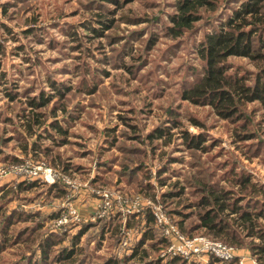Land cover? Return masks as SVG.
Returning <instances> with one entry per match:
<instances>
[{
  "label": "rangeland",
  "instance_id": "1",
  "mask_svg": "<svg viewBox=\"0 0 264 264\" xmlns=\"http://www.w3.org/2000/svg\"><path fill=\"white\" fill-rule=\"evenodd\" d=\"M218 1L214 13L197 21L190 31L171 38L166 26L174 11V0H0V166L16 164L11 156L21 162L49 164V160L58 164V153L62 160L65 158L71 165L83 164L89 171L72 172L83 183L93 175L99 160L110 163L115 157V163L108 167L112 176L109 182L116 187L111 190H119L123 196L140 194L139 183L146 194L140 195L147 198L154 192L156 199L162 198L164 191L176 190L171 185L176 180L185 186L188 181L196 183L191 175L194 171L202 172L204 167L218 175L217 163L228 162L226 168L235 164L236 170L264 184L262 105L250 102L242 107L252 120L248 130L256 138L241 139L235 134V123L219 118L208 105L180 97L192 80L191 74L202 69L196 50L203 31L224 20L238 5V0ZM229 61L245 71H252L255 64L241 57H230ZM6 91L15 98L11 100ZM40 91L51 96L44 107L47 121L37 127L39 137L24 136L23 126H18L24 119L19 115L29 109L26 98ZM62 106L66 108L63 112ZM51 108H57L55 115L49 112ZM193 119L200 125H195ZM54 120L65 128L63 135L47 126ZM158 126L170 135L150 144L146 135ZM184 131L202 133L206 138L203 144L216 145L207 152L187 148L181 138ZM48 134L55 139L51 140ZM25 138L29 142L36 139L40 149L47 153L21 151L17 143ZM63 139V145L52 143ZM110 141L115 143L109 145ZM154 144L158 146L153 148ZM136 162L145 164L149 177L145 178L140 169L133 173L134 180L127 183L125 178L129 174L119 176V164ZM161 166L167 168L161 175L166 177V185L157 181ZM217 175L212 179H217ZM147 181L149 185L145 187ZM40 184L16 192V176L0 170V264H154L156 260L163 264L168 258L160 256L161 249L155 250L150 239H145L133 256L131 252L141 230L134 224L123 232L121 225L122 232L117 234V221L109 225L97 219L79 235L78 226L71 225L64 238L44 256L38 242L52 224L42 218L48 210L58 209L63 201L48 192L47 184ZM185 190L182 197H189L188 188ZM90 198L83 195L75 202L82 217L94 211L96 197ZM177 198L167 199L168 205L161 202L163 208L174 207ZM34 211L40 213L26 216ZM172 217L178 218L176 214ZM116 219L122 220L121 216ZM38 221L40 226H36ZM153 232L154 238H159L154 227ZM122 237L127 239L130 251L118 250ZM71 243L76 252L74 261H58L61 248ZM237 251L250 254L245 247H237ZM157 256L162 259H155ZM235 261L232 263L237 264ZM173 264L204 263L183 260Z\"/></svg>",
  "mask_w": 264,
  "mask_h": 264
},
{
  "label": "trees",
  "instance_id": "2",
  "mask_svg": "<svg viewBox=\"0 0 264 264\" xmlns=\"http://www.w3.org/2000/svg\"><path fill=\"white\" fill-rule=\"evenodd\" d=\"M218 2V0H174V11L168 16L167 35L171 38H176L190 31L197 21L206 19L208 15L216 11ZM237 4L224 20H219L218 24L211 27L209 31H203L202 40L196 50L202 64V69L197 74H191L193 75L192 80L188 83L187 87L182 89L180 97L194 104L208 105L219 118L235 123L236 129L234 131L238 138L247 139L256 138V136L255 134H250L251 132L248 130L252 124V120H250L247 112L243 111L242 107L250 102H258L264 108V0H238ZM97 30L99 29H95L96 32H98ZM230 57L244 58L247 60V63L254 62L253 70L245 71L236 68L229 61ZM6 93L11 100L15 98L14 94L8 91ZM50 101L51 96L44 95L43 91H40L36 96L26 98L29 109L24 110L19 115V118H23L24 122L18 125L23 126V131H21L24 136L36 135L39 137L41 135L37 132V127L45 125L47 114L44 107ZM60 109L61 112L66 110L63 106ZM56 110L57 108H51L49 112L55 115ZM193 123L200 125L198 120L195 119H193ZM47 126H50L59 135H63L66 132L65 128L57 120L51 121ZM165 134L170 135L165 128L158 126L156 130L148 133L146 137L150 140L149 143L151 144L152 140L164 138ZM48 137L51 140L55 139L51 134H48ZM134 138L139 142L142 141L137 136H134ZM181 138L183 143L187 145V148L202 149L205 152L209 151L210 147L213 148L216 145V142L210 144L211 146L203 144L206 138L202 133L195 134L184 131ZM21 139H23L22 136ZM64 142L65 140L63 139L52 143L63 145ZM114 143L110 141L108 144L113 145ZM165 144L167 145L168 143ZM157 146L158 144H154L153 148ZM17 147L25 153L28 150L33 151L32 154L40 150L43 151V154L47 153V150L45 151L44 148L40 149L36 139L29 142L28 138H25L24 142L17 143ZM0 153H2L1 148ZM57 155L58 164L60 165L57 169L70 177L76 178L72 174L74 171L82 174L89 173L83 164L72 163L71 165L68 160L65 158L62 160L58 153ZM4 159L6 158L3 157ZM11 160L17 163L21 162L20 158L14 156H11ZM114 160L115 157H112L110 163H115ZM48 163L53 167L58 166L54 161L49 162L48 160ZM110 163L108 160H99L93 175L87 180L89 188L100 190L116 188L109 182L112 177L109 175L110 173L108 174L111 171L108 168ZM225 163L227 164L228 162ZM226 164L217 163V165H220L218 167V175L215 171H208L204 167L203 171H205L208 177L203 175V171L198 173L194 171L191 177L196 180V183L188 181V186H185L184 184H179L180 182L176 180L171 183L176 190L162 192V198L160 199L155 198L154 192H151L148 197L154 198V200L149 198L153 202H162L166 205H168V200L171 201L173 197H178L175 206L166 211L170 216L174 214L178 216L174 220L182 232L189 235L203 234L235 247H245L258 264H264V184H258L251 179L248 173L236 170L235 164L231 163L228 165V168H226ZM119 167V170H117L119 176L129 174L125 178V182L127 183H131L134 180L133 173H136L140 169H142L141 173L144 174L145 178L149 177L148 170L143 162L129 165L122 163L119 164ZM211 168L214 169L212 166ZM214 170L218 169L215 168ZM166 171V166H161L157 170V181L162 185H166V177L161 176ZM215 175H217V179H212ZM147 183L149 182L145 183V187L149 185ZM137 185L139 188L138 192L143 193L144 190L141 184L138 183ZM36 186H41L40 182L36 179H21L16 180L14 188H16L17 192ZM186 187L188 188L187 194H189L191 200L189 197H182L186 192ZM47 188L48 192H53L55 198L59 197L62 201L69 198L68 193L70 190L65 188L61 182L49 185ZM118 192L120 191L118 190ZM92 194L95 195L93 192ZM130 195L132 194L124 196ZM61 211L62 207L58 205V209L48 210L42 219L47 218L52 223L53 219L60 216ZM39 213V211H34L26 214V216L37 215ZM137 214L131 216V218H123L119 212L112 214L109 211L107 216L96 217L94 220L83 217L79 222H68L61 225L58 229L51 226L45 237L38 242L39 251L41 250L45 256V253L49 251L51 246L57 245V242L64 238L65 234H67L66 231H68L71 225L78 226L79 232L77 234L79 235L86 226L93 224L96 219L103 221V224L108 223L109 225L117 221L114 229L117 234L121 230V225L124 232L126 230L125 227L134 226L135 224L141 231L140 238L134 245V250L130 246L122 248V250L126 249L127 251L132 249L131 254L133 256L137 253L139 245L145 243V239H150L149 244L155 246V250L159 251L164 248L166 246V239L160 234L159 238H157L158 236L154 238L153 215L149 208H145L143 212ZM118 216H121L122 220L116 219ZM40 225L41 222L38 221L36 226ZM79 226L81 227L79 228ZM26 238L29 239V237ZM126 250H124L125 254L128 253ZM75 253L72 243L69 247L65 245L61 248L58 261L60 259L68 262L74 261L75 257L73 255ZM155 259L160 260L162 258L157 256ZM183 260L186 259L175 256L170 259L167 258L163 264H173ZM211 261L213 260L211 259ZM190 262L195 263L193 261ZM153 263L159 264L157 260L153 261ZM219 264L234 263L231 260L219 262Z\"/></svg>",
  "mask_w": 264,
  "mask_h": 264
},
{
  "label": "built area",
  "instance_id": "3",
  "mask_svg": "<svg viewBox=\"0 0 264 264\" xmlns=\"http://www.w3.org/2000/svg\"><path fill=\"white\" fill-rule=\"evenodd\" d=\"M0 170L5 174H13V176H16V180L36 179L40 183L47 184L48 186L57 182L63 183L65 188L70 190L68 193L69 198L64 199L61 203L62 211L60 216L52 220V226L58 229L61 225L67 224L68 222H79L82 220L83 217L75 206L74 201V195L82 186L76 178L70 177L43 161L25 160L24 162L13 164L8 168L0 166ZM87 187L98 199L95 203L94 211L88 216L91 220H94L96 217L107 216L109 211L112 214L119 212L123 218H131V216L143 212L145 208H149L153 215V226L155 230L166 239V246L160 251L162 258L178 256L187 261L204 264H214L216 262H227L230 260H236L237 264H246V262L249 264H258L253 256L239 253L237 247L233 245L212 239L203 234L189 235L182 232L174 218L167 213L163 208L164 206L159 202H153L151 199L139 194L122 196L115 190H100L89 188V186ZM126 240L123 237L120 239L118 244L119 251L127 245ZM119 246L121 247L120 249Z\"/></svg>",
  "mask_w": 264,
  "mask_h": 264
},
{
  "label": "crops",
  "instance_id": "4",
  "mask_svg": "<svg viewBox=\"0 0 264 264\" xmlns=\"http://www.w3.org/2000/svg\"><path fill=\"white\" fill-rule=\"evenodd\" d=\"M80 182V181H79ZM83 183H81L82 184V186L80 187V189H79V191L74 195V201L75 202H78V200H79V198H80V196H83V195H85L86 196V198L87 199H92V198H90V197H93V198H95L96 196L95 195H93L91 192H90V190L88 189V185H87V181L86 182H84V181H82ZM85 189V190H84ZM93 195V196H92ZM95 196V197H94ZM96 200H97V198H95V200H94V204L96 203ZM82 213V212H81ZM246 264H249L248 262H246Z\"/></svg>",
  "mask_w": 264,
  "mask_h": 264
}]
</instances>
